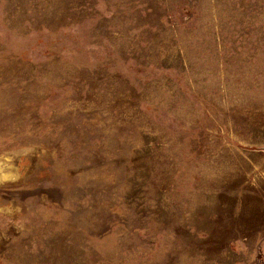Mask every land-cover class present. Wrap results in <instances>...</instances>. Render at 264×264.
Instances as JSON below:
<instances>
[{
	"label": "rangeland",
	"instance_id": "374dc122",
	"mask_svg": "<svg viewBox=\"0 0 264 264\" xmlns=\"http://www.w3.org/2000/svg\"><path fill=\"white\" fill-rule=\"evenodd\" d=\"M0 264H264V0H0Z\"/></svg>",
	"mask_w": 264,
	"mask_h": 264
}]
</instances>
